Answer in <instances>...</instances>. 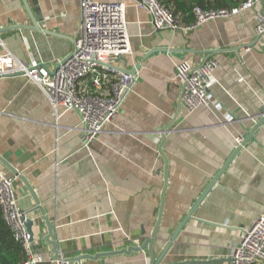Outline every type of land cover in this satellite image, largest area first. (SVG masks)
I'll return each instance as SVG.
<instances>
[{"label": "crops", "instance_id": "0c3cea01", "mask_svg": "<svg viewBox=\"0 0 264 264\" xmlns=\"http://www.w3.org/2000/svg\"><path fill=\"white\" fill-rule=\"evenodd\" d=\"M79 1L0 0V54L53 69L73 48ZM125 1L132 54L115 65L139 75L116 116L85 147L75 111L53 112L23 75L0 77V170L14 177L43 264L54 259L46 221L71 264H152L149 245L157 264H232L240 230L264 211V121L255 128L264 110V35L254 32L264 0L176 31L154 30L147 10ZM209 58L217 61L212 103L187 111L174 63ZM149 239L143 250L120 252Z\"/></svg>", "mask_w": 264, "mask_h": 264}, {"label": "built area", "instance_id": "2783aa9c", "mask_svg": "<svg viewBox=\"0 0 264 264\" xmlns=\"http://www.w3.org/2000/svg\"><path fill=\"white\" fill-rule=\"evenodd\" d=\"M139 8L150 15L154 30H190L215 17H229L252 8L259 0H244L232 8H192L193 20L181 23L159 0H133ZM126 1L105 2L80 0V22L72 50L58 60L53 69L44 62L31 59L28 63L18 61L9 51L0 54V77L23 75L37 84L47 96L53 112L57 107L75 111L78 123L74 127L81 135L82 144L88 147L103 131L106 124L116 116L125 97L132 90L139 70L120 69L115 63L131 55L126 29ZM254 32L264 35V14L254 13ZM3 45V43L1 44ZM217 61L209 58L199 65L187 59L174 63V73L180 85V102L187 111L208 107L212 95L208 84ZM88 78L95 93L82 88V80ZM236 143L243 136L235 137ZM14 177H7L0 170V210L13 237L23 250L22 264H43L41 251L33 244L26 226L27 213L19 207L13 188ZM232 264H264V211L247 227L240 230L239 242L231 254ZM51 264H71L62 254H57Z\"/></svg>", "mask_w": 264, "mask_h": 264}, {"label": "trees", "instance_id": "16d2710c", "mask_svg": "<svg viewBox=\"0 0 264 264\" xmlns=\"http://www.w3.org/2000/svg\"><path fill=\"white\" fill-rule=\"evenodd\" d=\"M244 0H209L208 4L212 2L209 7H203L199 1L196 0H159V3L166 7L174 17L181 23V20L186 19L188 22L193 20L192 8L194 6L203 9L212 8H232L238 6ZM183 11V13H179ZM86 91L95 93L94 89L87 82ZM24 260V253L20 243L14 239L11 229L4 221L0 210V264H22Z\"/></svg>", "mask_w": 264, "mask_h": 264}, {"label": "water", "instance_id": "95a60500", "mask_svg": "<svg viewBox=\"0 0 264 264\" xmlns=\"http://www.w3.org/2000/svg\"><path fill=\"white\" fill-rule=\"evenodd\" d=\"M262 113H263V116H262V118H260V120L258 121V123L255 125V128L258 127L260 124H262L263 121H264V110H263ZM251 134H252V131H251ZM249 137H250V136H248L245 140H248ZM244 143H245V142H243V144H244ZM0 161H1L3 164H6L5 161H3V159H1V157H0ZM13 172L16 173V171H13ZM33 196H34V195H33ZM35 202L37 203L36 198H35ZM38 209L41 210V208H38ZM41 212H43V211L41 210ZM44 219H45V218H44ZM45 221H46V219H45ZM45 224H46V227H47V229H48V234L44 237V239L52 245V252H53V254H54V258H55V256L57 255L56 243H55L54 241H52V240L49 239V237L51 236V227H50V225L48 224L47 221L45 222ZM32 225H33V221H32L31 219L27 218V220H26V226H27V229H28V231L30 232L31 236H33V232H32V229H31ZM173 237H174V235H173ZM173 237H171V239H173ZM171 239H170V240H171ZM151 242H152V239H149V240L145 241L142 245H139V246H137V247L129 246V247L126 248V249H122L120 252L129 253V252H131V251H139V250H143V249L146 248L147 245L151 244ZM169 244H170V241L167 242V244H166V246H165V248L163 249L162 252H165V251H166V249H167V247H168ZM149 250H150V252H151V256H152V258H153V262H152V264H157L158 261H155V260H154V256H153L152 249H151V246H150V245H149ZM81 258H82V257H78V258H76V260H79V259H81Z\"/></svg>", "mask_w": 264, "mask_h": 264}]
</instances>
